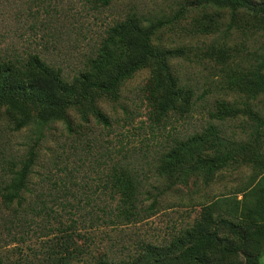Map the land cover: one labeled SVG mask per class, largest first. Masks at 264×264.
<instances>
[{
    "label": "rangeland",
    "instance_id": "374dc122",
    "mask_svg": "<svg viewBox=\"0 0 264 264\" xmlns=\"http://www.w3.org/2000/svg\"><path fill=\"white\" fill-rule=\"evenodd\" d=\"M131 7L164 22L153 45L175 53L168 63L181 86L192 90L191 108L159 118L150 92L152 69L140 70L124 82L117 100L92 96V106L69 112L71 131L61 122L52 124L36 147L31 193L55 198L48 197L47 205L65 227L74 222L72 229L81 235L75 236L77 245L83 258L92 261L126 262L140 255L141 264H148L182 253L174 264H190L195 254L206 256L208 264H245L239 236L223 249V240L212 241L203 229L201 214L212 203L213 231L221 218L237 224L250 250L256 243L261 246L257 261L264 264V126L256 130L253 120L264 118V91L257 92L264 87V0H117L106 7L95 0H0V55L36 52L72 75ZM214 22L221 33H200L201 24ZM92 107L104 120L97 119ZM4 110L0 159L18 163L35 140L30 126L15 130ZM35 111L25 107L19 116ZM191 135L201 140V156L215 147L208 154L218 170L209 179L205 167L196 178L180 177L175 168L159 174L160 158ZM123 166L136 171L143 194L139 215L129 221L102 212L115 209L117 196L109 194L106 181ZM61 235L54 231L39 239L30 233L25 244L6 247L8 256L11 261L21 254L35 260L47 249L46 240L53 243ZM144 245L169 248L147 255Z\"/></svg>",
    "mask_w": 264,
    "mask_h": 264
},
{
    "label": "trees",
    "instance_id": "16d2710c",
    "mask_svg": "<svg viewBox=\"0 0 264 264\" xmlns=\"http://www.w3.org/2000/svg\"><path fill=\"white\" fill-rule=\"evenodd\" d=\"M115 1L117 0H95L103 7ZM154 19L155 17L142 16L131 7L121 21L115 22L105 31V36L96 48L94 56L88 58L83 67L72 75L66 74L61 67L47 62L36 52L19 53L13 50L0 55V109H5L7 120L15 130L30 126L35 140L26 157L18 163L0 159V264L143 263L144 259L140 255L126 262L110 261L104 257L93 261L83 258V250L75 240V236L81 235L75 234L72 229L74 222L65 227L60 214L56 216L55 211L47 205V198L52 197L50 194L31 193L29 176L38 157L36 147L47 137L46 131L50 130L52 124L61 122L65 124L68 132L71 131L69 112L78 111L80 108L83 110L86 103L92 106V96L117 100L124 82L140 70L152 69L149 84L153 85V88L151 87L150 92L154 97L153 107L159 118H164L168 113L175 111L182 110L186 113L191 108L192 90L181 86L168 63V59L175 53L164 46L153 45L154 36L164 23L162 20ZM216 24L217 22L201 24L200 33L212 34L214 31L221 33L218 28H214ZM261 59V66L264 68V56ZM262 91L264 87L257 90L258 93ZM29 106L35 108V113L28 117L19 116L22 108ZM91 110L95 112L97 119L104 120L99 111L93 107ZM253 120L255 129L259 131L264 126V118L254 116ZM200 145L198 135L176 141L174 147L160 158L158 173L162 175V169L175 168L179 170L180 177L183 173L184 177L193 175L196 178L199 176L198 170L205 167L204 177L209 179L218 168H213L216 163L211 160V154L208 153H215L217 150L214 146H209L207 154L201 156V150H198ZM7 169L9 174L5 173ZM180 182L185 181L181 178ZM106 183L110 185L109 194L112 198L113 195L117 196V203L114 211L109 209L108 212L102 211L103 214L110 219L114 217L115 220L123 218L128 220L129 217L135 219L139 215L137 204L143 195L141 180L136 171L126 166L114 169ZM154 204L155 202L150 207ZM66 208L67 206L62 207ZM213 208L214 204L211 203L201 214L204 218L203 229L209 234V238L221 244L223 240L224 249L231 247L232 237L239 236L245 264H259L257 258L261 246L256 243L253 250H250L247 238L237 224L240 229L232 222L221 218L217 224L218 230L213 231L211 215ZM38 218H44L43 222L39 223ZM51 222L55 223L53 227ZM54 231L62 235L53 243L46 240L47 249L40 255H35V260L23 254L16 261L10 260L6 249L8 245L25 244L30 238V233L41 239ZM165 247L169 248L144 245L142 252L149 255ZM181 255L182 253H173L167 257L154 258L148 264H174L179 261ZM137 260L139 262H134ZM189 263L208 264V259L204 255L195 254L190 256Z\"/></svg>",
    "mask_w": 264,
    "mask_h": 264
}]
</instances>
